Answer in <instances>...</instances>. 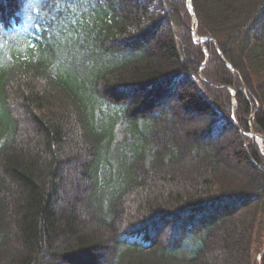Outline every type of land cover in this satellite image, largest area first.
<instances>
[{
  "label": "trees",
  "instance_id": "obj_1",
  "mask_svg": "<svg viewBox=\"0 0 264 264\" xmlns=\"http://www.w3.org/2000/svg\"><path fill=\"white\" fill-rule=\"evenodd\" d=\"M192 3L0 0V264H264V0Z\"/></svg>",
  "mask_w": 264,
  "mask_h": 264
},
{
  "label": "rangeland",
  "instance_id": "obj_2",
  "mask_svg": "<svg viewBox=\"0 0 264 264\" xmlns=\"http://www.w3.org/2000/svg\"><path fill=\"white\" fill-rule=\"evenodd\" d=\"M155 6L157 4L154 3ZM195 19L193 18L192 19V28H193V31H195ZM200 38H204L206 40L205 37H200ZM193 39L195 42H198L199 40L196 39L194 37V34H193ZM203 41V40H201ZM200 45H201V48L202 50L204 51L205 55L207 54L206 50H205V46L202 42H200ZM205 64V62H203V65ZM187 86L185 85H182V86H179L176 88L173 87V90H172V87L171 89L169 88L167 90V94L168 96H172L171 98L174 99V102L176 104V111H177V114L178 116L180 117L179 120H177V122H175L173 125L171 126H168L167 127V135L171 136V135H177V136H180V134L182 133L183 129H186V128H192L193 126H196V125H201L202 123H206L209 119H205V120H202V116H200V113L195 111V110H184L183 107H182V102L180 100V96L182 95V92H184L185 90H187ZM171 91V92H170ZM171 94V95H170ZM204 121V122H203ZM212 122H214V120H212ZM203 126V125H202ZM226 135L222 136L220 140H223L224 138H226V140L229 138L228 141H234L233 139H235V136H233L232 132H228V131H225ZM253 133H250L249 135H252ZM256 134V133H254ZM262 135V134H261ZM263 136V135H262ZM257 139V138H256ZM258 142V145L262 151V153L264 154V142L260 141L259 139L256 140ZM224 143L225 142V139H224ZM222 143V144H224ZM235 144H238L236 141H235ZM238 146V145H237ZM222 157L224 158V160L229 163L230 165H236L237 163H239V159L237 157V154H236V151H235V147H227V149L223 150V153H222ZM243 171L247 174V175H250V176H256V172L249 166V165H245L243 164ZM68 174H69V178L71 180V183L73 182H76L80 179H82V172L81 171H76L74 169H68ZM71 183L68 187L71 186ZM76 184L77 183H74V185L71 187L70 189V194H69V207L71 209H76L77 208V204H75V202L72 200L73 198L75 197H78L80 199H84V203L82 201V204L78 205L79 207V212H80V216L82 218L83 221L87 222L86 220L89 219V211H90V206H89V203L87 202L85 196H84V193L81 191L80 189V184H78V187L75 189L76 187ZM92 228V227H91ZM160 229L163 231L161 232V236L164 237V238H168V234L170 232V229H166V227L162 226L160 224ZM230 239V241H229ZM222 241L224 242V244L228 243L229 246H231V248H233L234 250H229V252H227L226 250H224L223 248V245H221ZM236 243V235L232 234L231 236H229L228 234H222V240L221 242H219V246H217V248L215 249V256L213 259H210L208 261H211L213 264L216 263V264H243V262L241 261L240 258H238V254L236 253L237 250H235V244ZM258 244H256V249L258 248ZM215 260V261H214Z\"/></svg>",
  "mask_w": 264,
  "mask_h": 264
},
{
  "label": "water",
  "instance_id": "obj_3",
  "mask_svg": "<svg viewBox=\"0 0 264 264\" xmlns=\"http://www.w3.org/2000/svg\"><path fill=\"white\" fill-rule=\"evenodd\" d=\"M188 3H189V5H190V7H191V9H192V14L193 15H195V12H194V9H193V3H192V0H188ZM195 37L196 38H198V39H200L198 36H196L195 35ZM259 137H261V138H264V136H262V135H258Z\"/></svg>",
  "mask_w": 264,
  "mask_h": 264
},
{
  "label": "bare ground",
  "instance_id": "obj_4",
  "mask_svg": "<svg viewBox=\"0 0 264 264\" xmlns=\"http://www.w3.org/2000/svg\"><path fill=\"white\" fill-rule=\"evenodd\" d=\"M259 140L262 142V140L259 138Z\"/></svg>",
  "mask_w": 264,
  "mask_h": 264
}]
</instances>
